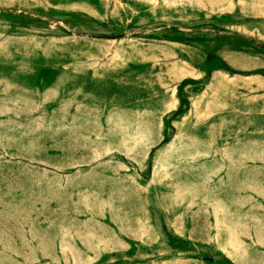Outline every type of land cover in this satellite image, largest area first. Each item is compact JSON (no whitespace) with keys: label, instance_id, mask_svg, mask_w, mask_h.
Returning a JSON list of instances; mask_svg holds the SVG:
<instances>
[{"label":"rangeland","instance_id":"374dc122","mask_svg":"<svg viewBox=\"0 0 264 264\" xmlns=\"http://www.w3.org/2000/svg\"><path fill=\"white\" fill-rule=\"evenodd\" d=\"M0 264H264V0H0Z\"/></svg>","mask_w":264,"mask_h":264}]
</instances>
